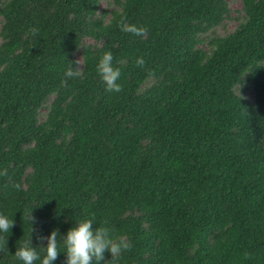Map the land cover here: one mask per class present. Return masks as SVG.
I'll use <instances>...</instances> for the list:
<instances>
[{"label":"trees","instance_id":"1","mask_svg":"<svg viewBox=\"0 0 264 264\" xmlns=\"http://www.w3.org/2000/svg\"><path fill=\"white\" fill-rule=\"evenodd\" d=\"M99 1L0 0V264L92 214L111 264H264V0Z\"/></svg>","mask_w":264,"mask_h":264},{"label":"clouds","instance_id":"2","mask_svg":"<svg viewBox=\"0 0 264 264\" xmlns=\"http://www.w3.org/2000/svg\"><path fill=\"white\" fill-rule=\"evenodd\" d=\"M120 27L122 31L129 32L135 36L143 37L146 34L144 27L127 23L124 20L120 22ZM112 62L113 53L111 51L104 52L96 66V71L105 83L106 91L119 93L123 91L122 85L118 83L121 72L119 68L113 67ZM75 63L81 65L79 59ZM136 64L143 67L145 61L142 57H138ZM82 73L83 69L79 67L74 69L69 62V68L66 70L65 76L68 78L80 77ZM0 175H6V171L0 173ZM15 187L19 189L21 186L17 184ZM26 218L29 222L34 219L30 213L27 214ZM95 219V215L92 214L90 217L75 221L74 226L67 230L60 241L57 238L58 230H52L46 238L47 246L42 248L44 251L42 257L38 254L36 248L30 246V234L28 239L16 249L14 255L23 264H35L37 260L40 261V264H53V261L58 258L60 253L58 244L62 242L64 246L63 252L66 253L67 257L66 264H100L101 261H104V252L106 250L110 252L112 259L104 261V264H111L122 252L130 250L133 245L126 236H115L113 230L107 226L99 225V227L93 230L92 225ZM107 223V221L103 222L104 225H107ZM12 227H14L13 219L0 213V233H9ZM6 238L0 237V249H6ZM38 239L43 240L45 238L38 237ZM245 258H250L247 253L245 254Z\"/></svg>","mask_w":264,"mask_h":264},{"label":"rangeland","instance_id":"3","mask_svg":"<svg viewBox=\"0 0 264 264\" xmlns=\"http://www.w3.org/2000/svg\"><path fill=\"white\" fill-rule=\"evenodd\" d=\"M99 6L102 8H106L108 7L107 3L110 2V0H100L99 1ZM240 6V1L239 0H235L234 2H231V8L232 9H236ZM232 25H234V23H232Z\"/></svg>","mask_w":264,"mask_h":264}]
</instances>
